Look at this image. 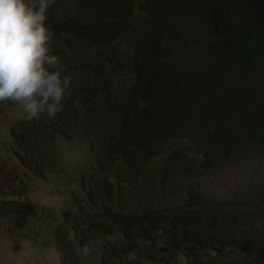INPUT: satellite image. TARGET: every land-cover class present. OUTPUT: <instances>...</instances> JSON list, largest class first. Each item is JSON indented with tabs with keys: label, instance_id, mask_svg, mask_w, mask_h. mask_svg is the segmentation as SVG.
Wrapping results in <instances>:
<instances>
[{
	"label": "trees",
	"instance_id": "1",
	"mask_svg": "<svg viewBox=\"0 0 264 264\" xmlns=\"http://www.w3.org/2000/svg\"><path fill=\"white\" fill-rule=\"evenodd\" d=\"M47 16L68 99L15 121L9 152L34 177L57 139L87 153L50 231L61 263L264 264L263 173L236 199L204 189L232 163L264 168V0H56ZM7 202L10 235L31 205Z\"/></svg>",
	"mask_w": 264,
	"mask_h": 264
},
{
	"label": "rangeland",
	"instance_id": "2",
	"mask_svg": "<svg viewBox=\"0 0 264 264\" xmlns=\"http://www.w3.org/2000/svg\"><path fill=\"white\" fill-rule=\"evenodd\" d=\"M23 115L18 104L0 102V192L7 203L26 200L31 205L26 213L29 219L26 228L10 235L0 232V264H62L50 231L58 223L68 191L77 187L76 180L68 179V171L84 162L87 153L76 140L57 139L50 149L57 159L55 168L50 173L32 176L9 152L10 128ZM259 173L264 175V168H258L254 161L232 163L209 177L204 189L212 197L236 199L251 183H256Z\"/></svg>",
	"mask_w": 264,
	"mask_h": 264
},
{
	"label": "clouds",
	"instance_id": "3",
	"mask_svg": "<svg viewBox=\"0 0 264 264\" xmlns=\"http://www.w3.org/2000/svg\"><path fill=\"white\" fill-rule=\"evenodd\" d=\"M55 2L0 0V102L18 104L28 122L61 113L72 84L51 52L54 31L46 21Z\"/></svg>",
	"mask_w": 264,
	"mask_h": 264
}]
</instances>
